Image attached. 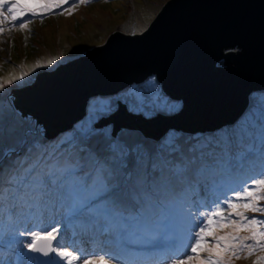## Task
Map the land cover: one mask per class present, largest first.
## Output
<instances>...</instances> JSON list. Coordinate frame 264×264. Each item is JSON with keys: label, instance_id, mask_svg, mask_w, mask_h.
<instances>
[{"label": "rangeland", "instance_id": "1", "mask_svg": "<svg viewBox=\"0 0 264 264\" xmlns=\"http://www.w3.org/2000/svg\"><path fill=\"white\" fill-rule=\"evenodd\" d=\"M166 1L86 0L85 3H79V0H75L71 14H53L40 9L36 0H22L37 7L38 16L23 29L13 28L6 22V30L0 34V81L4 82V87L0 88V183L7 177L6 173L22 152L39 157L42 141L47 134L42 122L37 121L32 113L24 112L18 107L14 85L34 80L38 72L49 66V59L59 57L54 59L52 64H55L86 53L90 46L105 42L110 31L149 26ZM57 11L59 10L53 12ZM37 62H40V67H36ZM22 72L28 74L8 83L10 77L20 76ZM151 77L117 93L91 97L83 119L59 134L55 152L61 151V156L69 153L68 162L73 158L87 160L99 182L95 185V182L88 183L85 180L87 183L79 185L71 180L66 181L65 178L53 181V178H44L46 174L42 173L43 170L33 176L39 175L36 178L24 179V184L31 182L28 187L36 188L35 193L27 195L28 191L21 190L19 195H27L25 203L18 206V200L14 202L11 211L0 209V264H39L34 256L25 257L26 245L31 240L30 233L50 231L53 225L59 229L54 241L56 246L73 251L80 260L105 257L100 264H173L175 260L186 259L189 255L194 258L188 264H209V257H218L223 264H264V251L258 257L251 250L245 249L239 253L240 248H235L239 255L233 256L232 251H226L224 247L225 244L232 246L228 240L221 241L217 250L216 241L220 237L233 235L227 232L233 224L229 221L227 225L221 221V216H208L209 212L221 207L227 216L230 210H237V206L244 204L242 199H233L236 208L230 209L224 202L242 191V185L248 186L245 179H237L234 185L232 183L233 186H216L209 178L202 181L198 179V208L190 205L184 195H165L162 207L160 201L140 195L159 185L157 183L162 179L168 180V186L171 187L177 180V176L170 175L172 165H176L178 161L188 162L191 154L196 152V146L205 143V135L201 133L170 128L163 137L155 138L146 136L139 128L123 126L115 129L111 123L99 121V116L115 111L122 100H129L131 109L146 111V116L180 109L181 100H169L160 82ZM257 92L260 95H251L248 109L236 122L218 129L224 128L221 130L223 133H237L245 125L250 130L257 128V136L262 139L264 93ZM223 133H211V136L217 138ZM25 154H22V159L28 158ZM35 156L32 160L37 158ZM179 167L180 164L175 168L176 171L183 172L184 167ZM211 170L213 172L214 169ZM12 172L9 171V177L12 175L14 179L21 178L20 174ZM105 173H110L114 184L103 182ZM25 174L30 175L27 172ZM263 175L264 170L259 176ZM143 177L146 178L144 182ZM135 179L138 181L135 182ZM11 180L14 181L8 179L6 184ZM131 181L133 188H129L128 196L137 210V216L146 203L145 215L158 212L160 219L164 218L162 223L147 234L134 228L139 226V223L135 224L134 217L125 222L126 219L119 218L115 214L118 213L117 209L113 208L112 199L117 196L122 198L123 190H120V186L124 182L131 186ZM104 197L108 198L103 199ZM116 208L122 209L119 205ZM80 214L82 215L79 216ZM105 216L107 221H102ZM208 219H211V224H208ZM102 222L106 229L96 231L92 237L77 228L95 231L101 228ZM201 226H206L208 235L197 252L192 253L191 247L197 239L195 233ZM257 226L262 229V226ZM105 231H108L107 235L104 234ZM235 241L237 240L231 242ZM52 262L61 264L55 254Z\"/></svg>", "mask_w": 264, "mask_h": 264}, {"label": "water", "instance_id": "2", "mask_svg": "<svg viewBox=\"0 0 264 264\" xmlns=\"http://www.w3.org/2000/svg\"><path fill=\"white\" fill-rule=\"evenodd\" d=\"M150 76L181 100L180 109L146 116L122 100L99 121L155 138L170 128L196 132L236 122L252 92L264 89V0H167L149 26L110 31L86 53L14 85L15 101L55 136L83 119L91 97Z\"/></svg>", "mask_w": 264, "mask_h": 264}, {"label": "trees", "instance_id": "3", "mask_svg": "<svg viewBox=\"0 0 264 264\" xmlns=\"http://www.w3.org/2000/svg\"><path fill=\"white\" fill-rule=\"evenodd\" d=\"M73 1L75 0H70V2ZM151 79H156V77L152 76ZM257 91H263L262 93H264V89H262L256 90L254 91V93L252 92L253 94L251 95L255 97L257 95H260ZM100 96L104 97L105 95ZM169 100H173V98L169 97ZM223 129L224 128L190 132L204 134L205 143L203 145L196 146L197 150L196 152L194 151V153L191 154V157H189L188 162L178 161L176 165H172L173 171L170 172V175L177 176V180L173 184H171L170 187L168 186L169 181L162 179L158 181L157 184L159 185L153 187L152 189L150 188V190H147L143 193H140V195L149 196L150 200L160 201V206H164L163 199L164 196L167 194L184 195L190 205L197 207V205H195L196 199L193 197V195L196 191V180L198 179L201 180L204 178H209L214 183H217L218 186H233L232 183H234L237 179H245L247 185L252 184V182L256 179H264V175L259 176V174L264 170V132L262 134L263 138L261 139L257 136V128H254L255 130H250L247 129L244 125L239 130H245V132H239L238 130L237 133H223L224 131H221ZM46 131L47 134L44 136L45 138L42 141L43 146L39 151V157L33 155L35 156V158H37L32 160L34 157L30 153L25 154V152H22V154L24 153L26 156L28 155V158L22 159V154H20L19 158L16 159L9 171H13L12 174L21 173L23 179H26L27 177H38L39 175H37L36 177L33 176L41 168V170H43L45 174H49L48 177L50 178H65L66 181L71 180L72 183L77 182L79 183V185H81L85 180H87L88 183L93 181L96 185L99 182L95 177L96 172L94 173L93 169L88 165L87 160H76L73 158L70 162H68L70 155L69 153H66L61 156V151L55 152V149H57V141L60 137L59 134H56L52 137L48 135V133L50 134V130L47 129V127ZM217 132H221L223 134H220L221 137L213 138V136H211V133ZM178 164H180L181 166L179 168L184 167L183 172L176 171L175 168L178 166ZM156 165L158 164L156 163ZM211 168L214 169L213 172ZM9 171L8 173H6L7 177L2 179L0 183V205H2V203H5L4 199H10L12 197V194L14 193L13 188L19 182L18 179H14L13 176L10 175V177L14 180V186H9L6 184L9 179ZM100 171L103 172L102 169ZM25 172L30 173V175L25 174ZM104 176V183L107 182V184H114V178H111L110 173H105ZM173 178L174 177H172V179ZM227 178L230 179L231 182H227ZM145 180L146 178L143 177V182ZM134 181L137 182L138 180L135 179ZM4 184H6V186L2 188ZM245 187L247 186L242 185L241 190H243ZM253 187L256 188L257 194H261L258 186L253 185ZM129 188H133L132 181L131 186L129 183L126 185L124 182L120 186V190H123L121 191L122 198L120 196L114 197V204L122 207L121 210H118L114 206V209H117L118 211L117 214L119 216H124L127 218L137 216V214L135 213V211L137 210L129 201ZM118 197H120V200L118 199ZM245 202L246 201L243 200V203ZM257 203L259 204V206L264 207V200H258ZM240 205L241 206H237V210H230L231 212L229 213V215L231 214V219L239 220V217L235 215V213L239 211H243L244 214L249 218L256 217L257 219H264V213H253L244 209L243 204ZM146 206L147 205L145 203L144 208ZM208 207H210V204ZM144 212H146V209H142L140 214L137 216L139 218V225L142 223L156 225L162 222L164 219H160L158 212L152 213L151 215H147L144 219H142ZM229 215H223L221 217V221H224L225 223H227V225L229 220L225 217H228ZM214 220H216V217L214 218ZM244 222L245 221H240V224L242 225ZM256 227L258 232L264 231V226H262V229H258V226ZM227 232L238 237H247L251 236L252 234L251 229L246 230L242 227H239L237 229L234 225L229 227ZM230 243L235 248H240L239 253L247 249L243 248V250H241V244L239 240L235 242L230 241ZM243 243L250 244L253 246L250 251L253 253V255H258L261 251H264V247H262V245H264V238H261L259 236H257L256 240H245Z\"/></svg>", "mask_w": 264, "mask_h": 264}, {"label": "snow or ice", "instance_id": "4", "mask_svg": "<svg viewBox=\"0 0 264 264\" xmlns=\"http://www.w3.org/2000/svg\"><path fill=\"white\" fill-rule=\"evenodd\" d=\"M86 0H79V3H85ZM36 3L40 9L44 12H49L53 14H62L63 12H69L71 14V7L75 6L73 2L70 4L69 0H36ZM64 5H69V7H64ZM54 9L59 11L53 12ZM38 16V8L33 7L32 5L22 2V0H0V34L5 32V23L8 22L13 28H25L28 24L32 22L33 18ZM27 17V19H25ZM43 18V17H41ZM54 59H59L55 57ZM54 59L47 60V64L51 65L54 63ZM40 62H37L36 67H40ZM27 72H22L20 76L10 77L8 83H12L13 79H22L23 76L27 75ZM4 87V82L0 81V88ZM253 185L259 187L261 194H257L256 188ZM233 199L244 200L246 201L243 204L244 209L251 211L253 213H264V207L259 206L257 203L258 200H264V179H256L252 184L245 187L242 191L237 192L235 196L231 199L226 200L224 203L227 208L235 209L236 204L232 202ZM224 208H217L215 211L209 212L208 216H223ZM239 217V220L231 219V214L228 219L236 228L239 227H250L251 236L247 237H238L236 235H230L229 237H220L216 241V248L219 250L221 241H232L239 240L241 244V250L247 248L248 250L252 249V245L244 244L245 240H256L257 236L264 238V231L258 232L257 225L264 226V219H257L256 217L249 218L243 211L235 213ZM240 221H245L243 225L240 224ZM211 219H208V224H211ZM59 229L56 226H51V230H45L44 232H31V240L26 245V247L38 253H41L44 256H49L55 254L61 264H100L101 261L105 260V257H95L91 260L85 259L80 260V257L73 251H69L67 248L58 247L55 245L54 241L57 239ZM56 234V235H54ZM208 235L206 226L199 227V231L195 233L197 237L196 243L191 247V252L196 253L197 249L201 247V243L204 241L205 237ZM225 250H231L233 256H238L239 253L236 251L234 246L230 244H225ZM264 247V245H262ZM194 257L189 255L186 259H177L173 264H188ZM115 259V258H114ZM45 264H55V262H45ZM209 264H223V262L217 257L213 259L209 257Z\"/></svg>", "mask_w": 264, "mask_h": 264}, {"label": "bare ground", "instance_id": "5", "mask_svg": "<svg viewBox=\"0 0 264 264\" xmlns=\"http://www.w3.org/2000/svg\"><path fill=\"white\" fill-rule=\"evenodd\" d=\"M1 106V105H0ZM0 109H1V107H0ZM2 112H4V111H2Z\"/></svg>", "mask_w": 264, "mask_h": 264}]
</instances>
